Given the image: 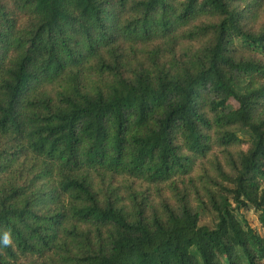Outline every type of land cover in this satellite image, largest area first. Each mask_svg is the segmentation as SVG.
Returning <instances> with one entry per match:
<instances>
[{"label": "trees", "instance_id": "obj_1", "mask_svg": "<svg viewBox=\"0 0 264 264\" xmlns=\"http://www.w3.org/2000/svg\"><path fill=\"white\" fill-rule=\"evenodd\" d=\"M243 210L264 0H0V264H262Z\"/></svg>", "mask_w": 264, "mask_h": 264}, {"label": "rangeland", "instance_id": "obj_2", "mask_svg": "<svg viewBox=\"0 0 264 264\" xmlns=\"http://www.w3.org/2000/svg\"><path fill=\"white\" fill-rule=\"evenodd\" d=\"M240 216L244 217L249 226L252 227L259 235L264 237V231L260 223L258 222V216L256 213H254L252 210H243ZM214 222L215 217L212 213L204 212L202 210L200 211V226H208L211 228ZM262 264H264V261L262 262Z\"/></svg>", "mask_w": 264, "mask_h": 264}, {"label": "clouds", "instance_id": "obj_3", "mask_svg": "<svg viewBox=\"0 0 264 264\" xmlns=\"http://www.w3.org/2000/svg\"><path fill=\"white\" fill-rule=\"evenodd\" d=\"M11 242H12V240H11L10 232H7V231L4 232L2 240H0V243H3V245L8 246L11 244Z\"/></svg>", "mask_w": 264, "mask_h": 264}]
</instances>
